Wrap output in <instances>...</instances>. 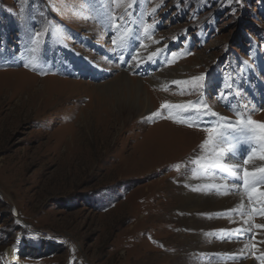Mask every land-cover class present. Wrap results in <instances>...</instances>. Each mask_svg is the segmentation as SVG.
<instances>
[{"label":"rangeland","instance_id":"obj_1","mask_svg":"<svg viewBox=\"0 0 264 264\" xmlns=\"http://www.w3.org/2000/svg\"><path fill=\"white\" fill-rule=\"evenodd\" d=\"M129 51L123 63L119 52ZM124 71L138 79L136 90L109 86ZM161 71L183 79L149 81ZM27 72L39 77L36 84ZM201 75L204 81L193 79ZM262 87L264 0H0V264H197L179 255L165 192L169 182H187L212 141L223 146L226 167L254 158L258 139L218 136L222 126L210 122L219 116L233 126L243 110V119L264 123L263 101L262 109L251 102ZM146 96L154 109L134 113ZM164 122L199 133L176 129L193 142L140 155L132 168L135 151ZM223 168L213 170L227 184L243 181L241 168ZM250 191L246 185V197ZM255 220L251 214L248 227L226 241L242 252L259 233ZM14 248L18 262L8 259ZM236 260L212 253L201 261Z\"/></svg>","mask_w":264,"mask_h":264},{"label":"bare ground","instance_id":"obj_2","mask_svg":"<svg viewBox=\"0 0 264 264\" xmlns=\"http://www.w3.org/2000/svg\"><path fill=\"white\" fill-rule=\"evenodd\" d=\"M145 48L148 49L149 45L146 44ZM144 49L140 52V55L143 53ZM152 51H154L153 48L151 52ZM142 56H146V53H143ZM22 71L23 70H19L17 73ZM27 73V77L31 79L28 81V84L31 86L36 84L34 80L37 81L39 77L37 75H30L29 72ZM50 78L52 77H45L42 80H50ZM182 79L183 76L176 75H174V78H171L170 75L166 77L165 72L161 71L152 76L149 81L154 82L156 85H161L165 81H180ZM137 81L138 79L131 77L127 72L124 71L115 78V83L111 82L109 86L117 90H125L126 87H128L129 90L133 91L137 89ZM140 91H143L145 95L147 94L146 89H140L139 86L138 92ZM93 93H96L95 87ZM101 96L103 97V95ZM138 100L139 105L138 108L133 110L134 113L135 111H138V113L146 111L147 114L152 110V108L154 109V107H150L147 96ZM107 110H112L111 106L107 107ZM123 110L132 111L131 109L126 108H122L121 111ZM163 124H166L167 127L156 129V135L148 139L138 151H135V155L131 157L129 165L132 166L134 161H136L134 162L136 163L135 165L140 163V155H142L141 158H147L148 156L149 159L153 157V153H158L160 151L162 152L164 147L177 146L180 139H185L187 144L193 142L194 139H187L181 133H177L175 130L185 129V134H188V132H193L195 134L194 131L196 130L178 126L171 122H164ZM196 132L199 133V131ZM212 144L214 150H210V147L205 146V155L197 158L195 161V167L192 169L190 175L186 178L187 182H185V177H183L182 181H180L179 186L169 182L168 186H171L172 188L165 192L164 195L165 199L163 200V204L165 208L168 209V211L164 213V216L171 217L177 222L174 228L176 229V234L178 235V244L181 250L179 255L182 259H190L192 262L196 261L197 264H204L201 260L205 254L229 253L234 257H237V260L231 264H264L263 261V263L257 262L254 258L255 255L256 257L260 255L264 257V254H262L264 253V244L262 243V241H264V229L257 228L259 231L258 235L250 237L249 241H246L249 243H254L255 248L257 249H253L252 251L249 243H246L242 252H239L237 242L230 240L226 241V238H231V236L237 235L236 229L248 227V223L246 221H248L251 214L256 218L254 222L255 225L264 224V214H262L260 211L264 209V196L259 195V192H264V182L251 186V191L248 193V197H246L243 190L236 183L227 184L224 176L221 174L219 177L218 173L216 170H213V168L218 166L221 167L222 164V166H225V168L221 170H230V168L243 169L244 165L242 163L234 164L232 167H226L229 166V164L224 161V155L222 152L223 146L213 141ZM255 144H257L258 147L254 148L250 155H253L254 157L264 155V150L260 149L261 147L264 148V144L258 140L255 141ZM171 148H169V150ZM248 158L246 160L247 164L245 162V166L249 168L247 169L248 171L264 168V159L248 160ZM252 163H255L259 166H255V164L253 165ZM133 167L135 166H132V168ZM237 176L239 175L237 174ZM235 187L237 188L238 192L232 193L228 190L232 188L234 189ZM214 190L220 191L219 193H215ZM149 194L150 193L144 194L146 199ZM166 194L168 195L166 196ZM152 209L155 211L160 210V208ZM220 215L223 216L220 217ZM143 218L144 217L141 216V218L138 219L137 226L141 224ZM251 230L254 231L255 229L251 228ZM214 233L217 234L216 236L225 238L221 241H215L213 239V237H216ZM227 233H231V235H228ZM17 254L18 251L14 248L12 251H10L8 259H10L12 262H18ZM245 254H251L252 256L247 263H244L241 259Z\"/></svg>","mask_w":264,"mask_h":264},{"label":"snow or ice","instance_id":"obj_3","mask_svg":"<svg viewBox=\"0 0 264 264\" xmlns=\"http://www.w3.org/2000/svg\"><path fill=\"white\" fill-rule=\"evenodd\" d=\"M148 27H151V26H148ZM147 31V28L145 29ZM115 43V41H114ZM195 81L197 82H201V81H204L205 80V76L204 75H201V76H198V77H194L193 78ZM174 83H181L179 81L177 82H174ZM198 86H202V85H198ZM168 107H176V108H181V109H184L185 111H189V110H192V111H198L197 109L195 108H186L184 105H174V106H171V105H168V104H162L161 105V108L162 109H165V108H168ZM206 107V105H205ZM152 117H155L157 115V113H152L151 114ZM238 125L240 126L241 130H248L249 129V126L251 125H256L258 127V129L261 131V136H260V139L264 140V123H258L257 121H253L251 119H243L241 118L240 120L237 121ZM207 143V141L205 142ZM249 160L252 159V157L250 156L248 158ZM260 159H264V155H261L260 156ZM247 163V161H245ZM179 167V165H177V168ZM261 182H264V168L262 169H256V170H253V171H248L247 169L244 170V178H243V183L249 187L255 185V184H258V183H261ZM259 195L260 196H264V192H259ZM251 198V196H250ZM262 214H264V209L260 210ZM256 228H260V229H264V224H257L255 225ZM223 231V230H221ZM238 232L241 231V229H238L237 230ZM247 231H251V228L247 229Z\"/></svg>","mask_w":264,"mask_h":264}]
</instances>
